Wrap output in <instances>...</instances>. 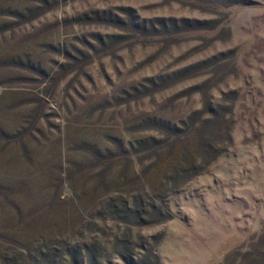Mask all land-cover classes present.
Here are the masks:
<instances>
[{
    "label": "rangeland",
    "instance_id": "obj_1",
    "mask_svg": "<svg viewBox=\"0 0 264 264\" xmlns=\"http://www.w3.org/2000/svg\"><path fill=\"white\" fill-rule=\"evenodd\" d=\"M128 238L264 264V0H0V264Z\"/></svg>",
    "mask_w": 264,
    "mask_h": 264
},
{
    "label": "trees",
    "instance_id": "obj_2",
    "mask_svg": "<svg viewBox=\"0 0 264 264\" xmlns=\"http://www.w3.org/2000/svg\"><path fill=\"white\" fill-rule=\"evenodd\" d=\"M155 128H163L167 132L172 135H175L174 129L168 128L166 125H159L156 123H152ZM153 142V139H151ZM213 160V158H212ZM190 166V165H189ZM201 167H195L194 169L180 168L176 171V174L182 173L181 178H185L184 180H188L192 178L194 175L198 174ZM168 219V215L164 214L162 220ZM112 248L114 250V254L121 260L122 264H160L157 255L153 253V248L149 246L142 255H139L136 258V254L132 252V243L130 238L128 240H124L120 242L118 240L113 241ZM142 249V247H139ZM59 251L54 250V248L48 250L47 252L39 249L37 255L25 254L20 255V260L16 259H3L1 261H6L5 264H98L96 262L95 250L94 247L83 246V248H75V247H66L62 252V257L60 258L58 255ZM64 256L66 258H64ZM60 258V259H59Z\"/></svg>",
    "mask_w": 264,
    "mask_h": 264
}]
</instances>
